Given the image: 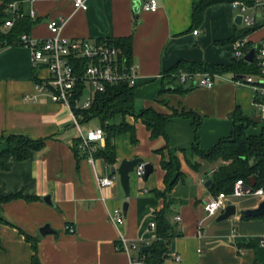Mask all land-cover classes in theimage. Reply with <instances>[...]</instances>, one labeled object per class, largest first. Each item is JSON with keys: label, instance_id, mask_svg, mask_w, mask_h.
Instances as JSON below:
<instances>
[{"label": "crops", "instance_id": "0c3cea01", "mask_svg": "<svg viewBox=\"0 0 264 264\" xmlns=\"http://www.w3.org/2000/svg\"><path fill=\"white\" fill-rule=\"evenodd\" d=\"M85 1L86 7L80 9L68 0H12L18 15L30 19L26 32L34 37L46 36L45 22L57 17L63 18L58 32L65 37L98 40L129 36L130 60L137 66L132 92L138 106L150 105L161 112H197L202 148L227 136L237 108L251 119L248 133H264V111L252 103L253 88L231 80V73H220L225 79L215 78L210 87L190 84L180 90L174 89L178 85L175 79L163 75L178 58L221 64L230 61L231 36L237 30L229 3L207 4L193 24L191 9L198 0H156L154 10L141 9L143 0ZM0 27L8 28L2 23ZM255 29L259 32L254 35ZM255 29L249 34L251 39L264 32V27ZM45 72L44 67L34 69L30 64L25 45H0V148L2 136L12 132L42 141L41 146L28 148L26 158L9 157L6 167L0 168V194H22L0 202V214L8 221H0V264H28L32 249L17 228L34 237L39 264H129L128 251L116 248L114 242L119 234L137 245L153 238L154 229L148 223L154 221L152 210L163 205L161 195L152 190L164 188L161 156L170 157L173 173L179 172L163 195L170 198L166 219L178 233L167 241V256L158 264H264V215L242 217L238 211L256 206L264 194H228L226 203H233L235 212L223 219L202 211V200L211 194L204 180L209 179L219 159L208 160L190 151V116L169 115L164 138L149 137L139 118L116 113L109 120L118 123L123 119L131 124L134 141L127 131L114 134V162L109 164L99 156L88 161L77 149L73 151L76 130L64 104L44 93L30 97L33 75ZM91 118L96 120L93 125H99L96 117ZM89 119L81 122L82 128L93 126L87 125ZM103 143L102 137L94 145ZM135 156L149 161L152 169L145 176L131 171L128 193L124 194L117 172H111L109 166L120 158ZM109 173L112 182L98 187L95 176ZM45 193L51 203L42 200ZM112 207H118L123 216L120 223L106 215ZM45 222L53 231L38 233V226ZM65 223L72 225L71 232L64 229ZM171 252L178 254L177 260Z\"/></svg>", "mask_w": 264, "mask_h": 264}, {"label": "built area", "instance_id": "2783aa9c", "mask_svg": "<svg viewBox=\"0 0 264 264\" xmlns=\"http://www.w3.org/2000/svg\"><path fill=\"white\" fill-rule=\"evenodd\" d=\"M68 2H71L74 8L84 9L86 7L85 0H68ZM230 3L236 8L237 13H240L239 23L242 24V28H252L251 31L240 33L231 39V56L239 58L249 46L255 44L251 54V63L256 68L255 72H245L239 77L230 79L236 83L246 82L251 85L254 90L252 103L264 111V32L254 39L249 37L255 28L264 27V0H230ZM140 7L143 10H154L156 0H143ZM28 15H33L32 9L28 10ZM12 16H15V11L14 4L10 0L7 2L6 15L2 19L4 27H8L12 23ZM62 22L63 18L61 17L47 20L45 22L48 30L46 36L34 37L26 31L20 32L16 43L25 45L29 49L30 64L34 69L44 67L46 70L45 75L35 76L37 79H33L34 92L30 94V97L34 98L36 93H44L52 101L64 104L68 109L71 125H74L76 130L75 147L88 161H91L94 142L103 137V129L100 125L82 128V124L78 120L80 115L73 108L86 107L93 92L102 91L106 83L124 81L127 85H133L137 66L134 61L126 60L121 46L114 44L108 36L90 40L86 37L69 38L61 35L58 31ZM192 31L195 32L196 28H193ZM81 60L82 62L79 63ZM172 75L178 84L188 82L205 87H210L215 78H224L220 73L204 70L178 69ZM132 168V172L140 176L143 170L142 161L136 162ZM112 180V173L95 176V183L98 187L106 186ZM233 180L228 192L217 190L202 200L201 208L206 216H214L218 213L226 204L228 194L234 196H240L245 192L264 194L261 186L251 189L240 178ZM106 215L115 223H120L123 218L118 207L108 209ZM174 218L177 219L178 215H175ZM153 224L154 221H150L148 226L153 227ZM64 229L68 232L73 230L72 225L68 223L64 224ZM143 243L146 242L141 244ZM114 246L128 251L129 264L144 263L143 254L139 256L132 254L138 249V245L134 241H127L123 235L119 234ZM171 257L177 260L179 256L171 252Z\"/></svg>", "mask_w": 264, "mask_h": 264}, {"label": "trees", "instance_id": "16d2710c", "mask_svg": "<svg viewBox=\"0 0 264 264\" xmlns=\"http://www.w3.org/2000/svg\"><path fill=\"white\" fill-rule=\"evenodd\" d=\"M10 0H0V24L3 22V17L6 15L7 2ZM230 1V0H198L196 4L192 6L191 15L192 22L197 23L201 17L202 9L207 4ZM15 17H13L12 24L7 29L0 27V45H6L9 43H16V39L20 32L27 30L31 23L25 15H18V10L14 8ZM252 28H240L234 36H237L243 32H249ZM111 38L114 44L121 46L125 58L128 61L130 59V46L129 36H119ZM77 62V61H75ZM82 62L79 61V63ZM178 69L188 71H210L224 73L229 72L232 77H239L245 72H255L256 68L253 63L247 62L241 57H231L228 63H212L201 62L197 60L180 59L174 62L172 65L166 68L164 76L167 80L174 79L172 73ZM33 79H37L33 75ZM133 85H127L124 81H117L114 83H106L102 91H95L86 107H74L73 109L80 116L78 120L85 122L91 117H96L98 124L103 129L104 143L102 145L95 144L92 150L93 156H99L107 163H112L115 160L113 154V135L122 131L129 133V138L134 141L133 127L131 124L121 119L118 123H114L109 119L114 114H130L133 117H137L144 123L145 127L149 131L150 136L161 135L165 138L164 124L167 117L171 114H183L192 118V131L193 141L190 144V151L194 154H198L208 160L219 159V162L215 165L209 175L208 189L211 193L217 190H223L228 192L231 188L233 179L240 178L243 183L250 186L251 189L261 186L264 190V133L258 132L257 134H251L246 131V126L251 122V119L244 114H240L239 109H235L232 112L231 119L232 125L227 136L217 138L207 148H202L198 144L197 126L200 122V115L192 110L180 109V111L172 110L171 112H161L154 109L152 106H140L139 108L133 107L134 94L132 92ZM176 90L181 89V83L174 87ZM163 90L161 86L159 89ZM2 142L4 145L0 148V168H5L9 157L15 160H21L26 158L28 148H37L41 146L42 141L38 138H31L28 135L21 133H8L2 136ZM75 136L73 137V151L75 147ZM166 145L164 144L163 147ZM162 148V147H161ZM161 148H158L160 151ZM159 165L164 169L163 183L164 188L162 190L152 188L156 195H161L163 198V205L158 209H153L154 214V235L151 240L148 241L150 245L149 250L136 249L132 254L137 256L143 254V264H158L162 258L167 256V241L169 238L178 233L174 230L170 222L166 219V207L170 201V198L164 197V193L173 185L176 177L179 175L178 171L174 170V162L170 157L164 159L162 156L159 160ZM252 184H249L250 180ZM19 191L14 193L0 194V202L21 196ZM27 198V196H23ZM1 205V204H0ZM261 214V216H263ZM246 216V215H245ZM242 216V217H245ZM0 221L8 222L0 214ZM24 239L29 241L30 248L32 249L29 257L28 264H39L36 249L35 240L32 235H29L17 228ZM140 244H138L139 246ZM166 255V256H165Z\"/></svg>", "mask_w": 264, "mask_h": 264}, {"label": "water", "instance_id": "95a60500", "mask_svg": "<svg viewBox=\"0 0 264 264\" xmlns=\"http://www.w3.org/2000/svg\"><path fill=\"white\" fill-rule=\"evenodd\" d=\"M240 20V13H237L233 16V21L238 24ZM254 45L249 46V48L242 53V56L246 61L251 62L252 57L251 54L254 49ZM190 84L188 82L183 83L181 86L182 88H185L189 86ZM142 161V176H145L149 171H151L152 164L149 161L143 160L140 156H135L131 158H120L118 163L116 165H110L109 169L111 172L116 171L118 175V182L120 186L122 187V190L124 194L128 193L129 184H128V177L129 173L133 170V166L136 162ZM250 180V179H249ZM209 179L204 180V185L209 184ZM252 180H250L249 184H252ZM49 194L45 193V195L42 197V200L44 202L51 203L48 199ZM125 203V201H124ZM123 203V204H124ZM240 215L242 216H260L264 213V199L259 200L256 206L254 207H244L238 210ZM234 204L229 202L226 203L220 212H218L215 216V219H223L225 217H228L230 214L234 213ZM38 233L44 234L46 231H53V229L48 225V223H44L37 228ZM138 249L140 250H149L150 245L148 243H143L138 246ZM166 256V255H165Z\"/></svg>", "mask_w": 264, "mask_h": 264}, {"label": "rangeland", "instance_id": "374dc122", "mask_svg": "<svg viewBox=\"0 0 264 264\" xmlns=\"http://www.w3.org/2000/svg\"><path fill=\"white\" fill-rule=\"evenodd\" d=\"M224 2H226V4L229 3L230 4L229 7L231 9V12H233L234 14H237L238 11L236 10V8L234 6H232V4L230 3V1H224ZM234 27H236L235 29L238 31V29L242 28V24L241 23H238V24L235 23L234 24ZM258 32H259V30H256V29L253 31L254 35L257 34ZM253 33H252V36H254ZM133 107H135L136 109L139 108L138 101H137L136 98L134 99ZM94 123H96L95 118H90L89 121L87 122V125L88 124L89 125H93Z\"/></svg>", "mask_w": 264, "mask_h": 264}]
</instances>
